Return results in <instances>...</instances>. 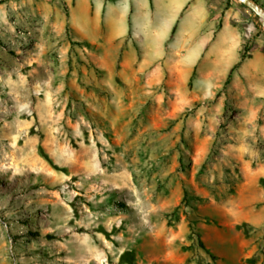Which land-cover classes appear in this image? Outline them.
I'll list each match as a JSON object with an SVG mask.
<instances>
[{
    "label": "clouds",
    "instance_id": "clouds-1",
    "mask_svg": "<svg viewBox=\"0 0 264 264\" xmlns=\"http://www.w3.org/2000/svg\"><path fill=\"white\" fill-rule=\"evenodd\" d=\"M32 2L33 0H18V2L11 0L10 4L4 7L15 17V23L19 25L28 15L23 10L30 8ZM138 2L139 0H118L113 5L110 0H77V7L72 9L71 18L59 19L58 27L53 29L56 32V43L50 45L53 63L56 59L55 53L59 52L60 87L58 91H62L65 85L63 77L67 66L64 54L70 41L88 39L97 45V50L102 51V54L96 58L101 67L104 66V61L114 65L121 57L126 61L134 58L136 49L133 48V44L135 43L144 57L146 66L151 67L155 64L157 69L163 68L168 73L165 86L156 89L160 94L159 97L155 94L148 95L159 100L167 91L169 107H172V97L182 93L191 101L187 105L190 112L193 103L198 105L193 114L195 118L187 120V130L183 133L184 140L192 143L194 152H189L184 143H180L179 148L176 147L180 139L176 129L162 130L165 128V121L169 115L164 108L154 106L147 109V112L145 110L144 115H139L140 106L135 101L124 108L121 107L118 99L114 100L112 103L115 105V114L109 111L111 105L105 104L102 110L97 106L95 111H99L104 119L93 117L94 122H97L96 138L93 144L98 141L103 147L96 149L92 145L85 146L83 137H80L76 140V143L80 145V150H72L74 158L71 160H64L59 154L62 148L70 147L71 144L70 134L64 131V126L60 125L59 131L53 135L41 125L37 135L42 134L43 139H38L36 144L51 161L50 167L57 165L61 168L66 167L73 175L80 177L81 183L76 185L77 188H84L87 185L86 192L99 190L110 194L113 192L107 186L110 175L122 172L132 177L127 185L128 195L121 198L127 205V210H122L110 201L103 203L107 197L102 196L101 200L91 198L96 211L85 216L87 209L84 203L75 201L74 207L81 217L80 220H76L75 214L67 207L72 201L67 196L63 202L59 199L53 201V193L48 191L52 189L59 195H64L68 185L58 186L57 181L47 175L42 178L34 177L33 184L37 182V179H42L43 184L47 186L41 187L37 195L47 196L49 199H41L32 209L38 214L35 224L20 223L19 220L5 223L0 220V264H60L58 259L44 258V253L50 252L58 255L59 252L64 251L66 255L73 253L79 255L81 249L78 242L81 237L77 235L76 229L83 227L91 231L98 226V223L116 226L117 234L112 236V240L119 242L120 247L108 249L112 254L114 264L119 261V254L124 249L137 250L136 264H145V262L146 264H161L162 257L169 251L191 257L192 264H197V261L200 264H213V255L218 246L239 243V233L227 228H223L226 230L223 232L222 228L216 229L208 226L210 220L212 225L215 224V218L220 214L221 209L240 207L244 203L242 196L227 195L228 186L225 184L223 169L232 166L227 159L229 154L224 153L223 158L211 163L208 159L204 173L199 175L198 180L196 179L197 174L200 173L201 164L207 158L199 150L200 133L203 132L204 143L215 137L214 128L218 126V122L225 123V115L220 109L225 105L229 95L234 93L237 85L235 82L225 85L226 70L217 68L208 53H205L202 58L193 56L191 63L184 66L182 77L176 74L177 66L183 64V56L192 52L199 43L200 35L197 33L200 29H203V35L211 40V34L216 31L220 14L224 11L223 0H182L183 4L187 5V10L180 18L177 33L164 42L166 48H161L162 55L158 59L152 57L147 41L138 34L139 16L135 10ZM69 6L71 7V0H69ZM93 6H95L94 11ZM122 6L129 8L130 17L120 18L118 16ZM105 8H107L106 12ZM195 12H200L201 16L193 25L191 20ZM207 13H214V15H211L205 23ZM117 22L122 26L130 25L132 35L113 44V29ZM65 24L68 25L67 35L62 30ZM159 24V14H151V28L154 30L159 27ZM222 35L223 30L217 34V41H213L211 47H215ZM57 45L60 47L57 48ZM74 66L78 69L75 62ZM76 79V71H73L68 87L69 94H72L77 87ZM108 79H111V74ZM259 79L264 81V73ZM83 82L85 85L91 82L87 74ZM138 92L142 96L145 95L139 89ZM67 100L68 96L65 95L61 99V104H66ZM73 100L70 111L77 114L79 124H84V116L80 114L82 106L75 102L74 95ZM134 120L135 124H133ZM183 124L184 120L181 119L177 128ZM68 125L71 127L70 121ZM86 127L91 136L92 126L86 125ZM105 133L109 134V138L115 136L111 144L104 139ZM182 152L186 157H190V172L185 170L188 161H185L184 171H175L176 162ZM101 153H103L102 157ZM91 156L101 158L105 166L104 171L95 177L87 170V161ZM256 159L258 160L259 157ZM28 175L32 176L30 173ZM233 176H235L234 170ZM124 188L125 186L122 185L118 192H125ZM183 189H188L190 194L194 190L197 195L205 198L201 205L205 215L197 216L188 206L187 201L179 203ZM256 198L264 200V189L257 190ZM218 199L219 202H217ZM33 203L35 202L29 200L28 206ZM48 205L51 206V212H49ZM260 214L264 215V208L261 209ZM5 215L11 217L13 213L9 212ZM69 220L75 221L71 228L68 227ZM221 222L226 224L227 220L223 219ZM111 231L109 227V232ZM37 232L39 238L33 239L32 234ZM49 235H52L54 239H47ZM173 235L178 236L179 239L176 243H169ZM260 235L264 236V231H261ZM201 239L204 248L200 245ZM93 243L89 238V244ZM183 248H194V251H181ZM140 252H143L142 258Z\"/></svg>",
    "mask_w": 264,
    "mask_h": 264
},
{
    "label": "rangeland",
    "instance_id": "rangeland-1",
    "mask_svg": "<svg viewBox=\"0 0 264 264\" xmlns=\"http://www.w3.org/2000/svg\"><path fill=\"white\" fill-rule=\"evenodd\" d=\"M255 1L264 8V0ZM10 2L11 0H5L0 3V220L5 223L16 220L20 223L35 224L37 222L38 214L32 209L41 199H49V197L37 195L41 187H47L43 184V180L37 179L35 184L32 180L34 177L42 178L44 175L56 180L58 186L68 185L64 195H59L52 189L48 191H52L53 201L59 199L63 202L65 196L72 201L67 207L75 214L76 220H80L81 217L74 207L75 201L84 203L87 209L85 216L96 211L91 198L101 200L102 196L107 197L103 203L110 201L122 210H127V205L121 198L128 195L127 185L132 177L122 172L110 175L107 185L109 190L113 191L110 194L99 190L86 192L87 185L84 188H77L76 185L81 183L79 176L73 175L66 167L49 166L51 161L36 144L38 139H43L42 134L37 135L38 129L43 125L55 135L59 131V126L63 125L64 131L70 134L71 144L70 147L62 148L59 154L64 160H71L74 158L72 150H80V145L76 143L80 137H83L85 146L92 145L96 149L103 147L98 141L93 144L97 128V122H94L93 117L104 119L99 111H95L97 106L102 110L105 104L111 105L109 111L115 114V105L112 103L114 100L118 99L119 104L124 108L135 101L140 106L139 115H144L145 110L147 112V109L154 106L164 108L169 115L165 121V128L162 130L176 129L180 136L176 147L179 148V144L184 143L189 152H194L192 143L184 140L183 133L187 130V120L195 118L193 114L198 105L193 103L190 112L187 105L191 101L182 93L172 97V107H169L167 91L162 99H153L148 94L159 97L160 94L156 89L164 87L168 77L163 79V82L158 81L161 84L159 87L156 84L153 90H143L144 77L122 75L120 60H117L114 65L104 61V66H99L100 62L93 54V46L76 41L69 42L64 54L67 66L63 77L65 85L62 91H58L60 87L59 52L55 53L56 59L53 63L51 59L53 53L50 49V45L56 43V32L53 29L58 27V23H36L28 14L17 25L15 17L4 7ZM237 3L240 8L245 9L248 22L246 24L254 25L256 28L255 37L246 45L249 50L248 55L255 47L261 48L264 52V29L260 19L238 1ZM23 11L28 13V8ZM67 32L68 30L64 34L67 35ZM59 47L60 45H57V48ZM253 59V65L259 66L258 56ZM74 62L78 69L74 66ZM73 71H76L77 87L72 94H69L68 87ZM86 74L91 81L87 85L83 82ZM229 83H233L232 80ZM138 89L145 95L142 96ZM65 95L68 96L67 103L61 104V99ZM73 95L76 97L75 102L82 106L80 114L84 116V124H79L77 114L70 111L74 103ZM251 96V93L230 94L225 105L220 109L225 115V123L218 122V126L214 128L215 137L204 143L203 132L200 133L199 150L207 158L201 164L200 173L197 174L196 179L198 180L199 175L204 173L208 159L210 163L218 161L223 158L224 153H228L227 159L232 166L223 169L225 184L228 186L227 195L242 196L244 201L240 207L221 209L220 214L215 218V224L212 225L211 220L208 223L209 227L222 228L223 232H226L223 228H227L240 235L237 245L228 244L217 247L213 255V264H264V236L260 235V232L264 231V215L260 214L261 209L264 208V200L256 198L257 190L264 189V134H262L264 102L253 101ZM144 100L147 102L144 103ZM181 119L184 120V124L177 128ZM69 121L71 127L68 125ZM135 123L134 120L133 124ZM86 125L92 126L91 136ZM100 130L103 132V128ZM104 139L111 144L115 136L109 138V134L105 133ZM102 155L103 153L101 157ZM256 157L259 159L257 160ZM185 161H188L185 170L190 172V157H186L183 152L176 162L175 171H184ZM104 167L102 159L97 156H91L87 161L88 173L93 177L102 173ZM233 170L235 176H233ZM109 172L111 173V169ZM29 173L32 176H29ZM217 183L219 184V181ZM122 185L125 186V192H118ZM204 199L194 190L190 194L188 189H183L179 203L187 201L188 206L199 216L206 214L201 209ZM29 200L35 203L28 206ZM47 207L51 212V206ZM9 212L13 213L11 217L5 215ZM223 219L227 220L226 224L221 222ZM74 223L75 221L69 220L68 227L71 228ZM109 227L112 229L111 232ZM76 231L81 237L78 242L81 249L79 255L76 253L66 255L64 251L59 252L58 255L45 252L44 258L58 259L60 264H114L112 254L108 251L113 247H120L119 242L112 240V236L117 234L114 224L106 226L98 223V226L91 231L83 227L77 228ZM32 238L38 239L39 233L32 234ZM89 238L94 242L92 245L89 244ZM197 238L200 239V237ZM47 239L52 240L54 237L49 235ZM178 239V236L173 235L169 243H176ZM200 245L202 248L205 247L202 239ZM181 251H194V248H183ZM125 252L133 253L132 258L136 264V249H124L119 254V261L116 264H127L121 260ZM139 254L142 258L143 252ZM161 264H192V261L191 257L169 251L162 257ZM197 264L200 262L197 261Z\"/></svg>",
    "mask_w": 264,
    "mask_h": 264
},
{
    "label": "crops",
    "instance_id": "crops-1",
    "mask_svg": "<svg viewBox=\"0 0 264 264\" xmlns=\"http://www.w3.org/2000/svg\"><path fill=\"white\" fill-rule=\"evenodd\" d=\"M115 5L118 0H110ZM77 7V0H33L28 14L36 23H58L60 18L70 19L72 9ZM224 11L220 14V20L216 26V31L211 34V40L203 35V29H200L197 35H200L199 43L192 52L183 56V64L178 65L176 74L182 77L184 66L191 63L193 56L202 58L205 53L210 55L211 60L217 68L225 69L226 83L230 78L236 83L234 92L251 93L253 101L259 100L264 102V81L259 79L264 73V52L261 48H253L248 58L242 61V53L244 47L255 37L256 28L254 25L246 24L245 9L240 8L237 1L223 0ZM95 6H93V11ZM139 16L138 34L145 39L149 45V50L153 58H159L162 55L161 48H166V42L172 35L177 33L180 18L183 17L187 10V5L182 0H139L135 9ZM107 11V8L104 9ZM34 13L33 15L31 13ZM158 13L160 16V24L156 29L151 28V14ZM131 13L127 6H122L118 12L120 18L130 17ZM214 15L207 13L205 15V23ZM201 16L200 12H195L191 23L195 25L196 20ZM252 23V22H251ZM63 32L68 30V25L63 26ZM223 30V35L219 37L215 47H211L213 41H217V34ZM131 27L122 26L117 22L113 29L112 43H119L126 36H131ZM81 42L89 46H93L94 57L97 58L102 51L97 50V45L92 41L84 39ZM133 48L136 49L134 58L127 61L121 57V74L129 76L144 77L143 90H153L154 86H160L158 81L168 77V73L163 68L157 69L153 64L148 67L144 64V57L140 54V50L134 43ZM123 51V49H121ZM258 56L259 66H255L254 57ZM241 63L238 67L237 65ZM254 66L253 68H250Z\"/></svg>",
    "mask_w": 264,
    "mask_h": 264
},
{
    "label": "water",
    "instance_id": "water-1",
    "mask_svg": "<svg viewBox=\"0 0 264 264\" xmlns=\"http://www.w3.org/2000/svg\"><path fill=\"white\" fill-rule=\"evenodd\" d=\"M5 0H0V3ZM245 8L253 12L259 19L264 29V8L255 0H237Z\"/></svg>",
    "mask_w": 264,
    "mask_h": 264
},
{
    "label": "trees",
    "instance_id": "trees-1",
    "mask_svg": "<svg viewBox=\"0 0 264 264\" xmlns=\"http://www.w3.org/2000/svg\"><path fill=\"white\" fill-rule=\"evenodd\" d=\"M4 2V1H3ZM3 2H1V3H3ZM243 6V5H242ZM248 52H249V50H248V48L245 46L244 47V50H243V53H242V61H244V60H246L247 58H248ZM241 63H239L238 65H237V67L240 65ZM230 78L231 77H229V79H228V81L226 82L227 84L230 82ZM133 253L132 252H125L122 256H121V260L123 261V262H125V263H127V264H135L134 263V261H133Z\"/></svg>",
    "mask_w": 264,
    "mask_h": 264
}]
</instances>
